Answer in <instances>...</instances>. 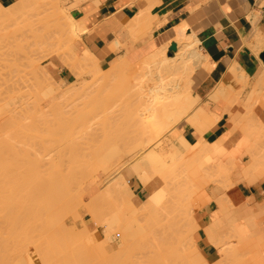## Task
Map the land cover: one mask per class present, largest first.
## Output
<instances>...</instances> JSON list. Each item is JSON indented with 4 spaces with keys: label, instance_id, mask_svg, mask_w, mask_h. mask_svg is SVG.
Instances as JSON below:
<instances>
[{
    "label": "rangeland",
    "instance_id": "374dc122",
    "mask_svg": "<svg viewBox=\"0 0 264 264\" xmlns=\"http://www.w3.org/2000/svg\"><path fill=\"white\" fill-rule=\"evenodd\" d=\"M51 1L52 0H49V2L47 1V4H45V6L48 7L50 5L48 3H50ZM53 1L55 3L52 2L53 3L52 5H55V6L56 5L60 6L61 5L60 3L62 4L64 3L63 0H53ZM61 6L66 8L65 5H61ZM0 8H2L3 10L2 13L0 11V34H2L5 31L2 29V24L7 23V22L10 23L11 17L13 18L17 17L19 14L20 6L14 3L10 7L0 6ZM49 10L51 11L53 9H49ZM46 23H50V22L46 21ZM35 26L37 27L38 25L36 24ZM49 27L50 25L47 26V28ZM50 28L48 31H50ZM45 29H46V25H45ZM36 30L34 29L33 31H36ZM33 31H31V33ZM38 31L42 32V30H39V29ZM53 31L51 29V33H53ZM44 32H47V31H44ZM51 33L49 36L53 35ZM41 35L43 37L44 33L42 32ZM12 39L10 40L11 41L10 44L7 43L6 41L5 42L3 41L2 43L0 42L1 43L0 45L2 46V47L0 46V51H1L0 52V60H1L0 69H2L0 70V113L2 114L0 115V194L1 193L4 194L6 192H7L6 194H11L10 196L4 194V196L5 195L8 196V200H6L7 202L4 201L5 198L4 199L2 198L4 196L0 195L1 196L0 199L1 200L3 199L4 201L2 202L0 200L2 202V204L0 205V208L2 206V209H0L1 210L0 211V244L2 246L5 243L7 244L5 246L8 247L9 253L8 251L7 253H8V256H10L11 258L10 260L11 264H22V263L24 264L25 262H27V257L24 256L25 247H22L21 245H24L25 243L24 239L29 238V235L25 237L22 236L21 239L19 237V240L12 237L14 233H13V230L11 229V223L9 222L10 221L9 219H13L16 217V213H15L16 211H13L14 209L12 210L11 208L13 207V204L14 206H16L15 201L17 202V200L19 199L21 201L22 200L21 195L22 194L26 195V192L28 191L25 188L26 186L25 183L27 182V180H32L35 178V171L40 161V157L38 156V153L41 152V150H44V149H41V147L43 148V146L44 147L46 146L47 148L50 149L51 142L58 144V142L56 143V140L58 141L61 138H64L61 136L62 135L64 136L66 132L74 128L76 125L83 127L93 117H97L98 121L106 119L108 117H111L113 114L112 112L115 111L116 109L118 111L120 110L119 121L117 123L109 121L106 125L104 124L107 121H103L104 124L97 131V133H95V135L92 138L93 140L89 142L88 144L79 142L73 145H68L67 148L64 150L63 158L57 164L56 169L58 168L59 169L56 170L57 172L55 174L51 175L52 177L56 178L57 183L59 184V189L60 187L65 186L66 180H70V185H72L75 189L79 188V190H81V192L85 196L84 199H81L78 196H77L78 198L77 197L73 198L74 197L73 193L75 191L74 190L71 195L73 196L72 198L75 200V203H76L75 204L71 202V199H70L71 196L70 197L68 196L70 200L68 199V197L65 198L64 193L60 190V193H63V197L65 198V201L63 202L65 203V206L64 207L62 206V208H64L63 210H61L62 208L60 209L61 212H63L61 213V215L60 213H57L59 215L58 218L60 220L62 219L63 222L66 225H68L67 230L71 231V237H69L71 238V242L77 239H79L80 241V238L78 237H80L81 235H83V237L80 241L81 243H79L81 245H77L79 246L78 251L77 249H75V252L72 254H70L71 250H69L70 252L69 251L66 252L65 250H63L62 253H58L56 251L59 254L57 255L56 253V257L58 256L60 257L61 256L60 254L63 255V253L66 252V256L68 255L67 257H71L70 255H72L73 261L75 262L79 261L78 263L76 262V264H86V263L87 264H110L111 263L110 261L113 262L112 264H116V263L117 264H141V263L145 264L147 261L149 263V260H151L152 258L153 259L155 258V259L154 261H152L153 260L152 259L151 262L153 263H150V264H156V263L157 264H160V263L170 264L171 261L169 260H172L173 264H176V263L178 264V262L179 264L180 263L181 264H264V229L262 232L260 231V234L262 236V241L259 239H256L255 237L252 238V236H249L248 233H246V235H248L249 240H246V241L243 238L241 240V238H239L237 235L239 233V229L242 228L241 225L243 221L250 218L251 216L257 217L258 218V219L256 218L257 223L258 224L261 223L260 224L261 227L264 228V200L259 202L260 207L258 208L257 203H252L250 202V200L239 199L241 197L239 189H238L239 183H242L250 187V186L255 185L260 180L257 178V176H255L254 174L255 172L252 169L250 173L246 175L245 172L241 168L236 167L235 164L238 161L243 160L240 157L241 152H240L239 147L242 142L239 139L233 140L230 138H226L224 136H220L218 139H216L218 141L215 140L216 142L213 141L209 143L204 139V141L200 143L198 148H195V147L188 148V150L184 154H182L179 158L175 159L174 162L171 163V165L165 166L164 164L157 162L159 164H155V170H153V168L149 169V172L152 170L154 171L153 173L155 174L153 175L152 173V176L150 175L151 173L149 174V172L146 174V176L149 177L150 179L145 184L148 186L152 184L151 187L147 186L148 188L146 191L143 188V191L141 193H138V191L135 192L134 189L131 187L134 193L132 197L125 196L127 198L125 197L124 199L120 198L121 200L119 199L116 200L113 198L108 199L104 192L106 191V189H109L108 186L112 187V185L115 184L116 179L115 180H112L113 178L111 179V177H113L116 174L115 172H114L115 174L114 173L110 174L112 175V176H109L110 178H107L106 177L107 175H105L107 172L105 171L103 172V170L101 171L102 168L99 167V165H97L98 171L95 170L96 171L95 172L93 170L94 175L91 174V177L87 178L86 180L84 178L85 181L82 180L81 178L82 174L84 173L83 177H85V173H87V171H89L93 167L91 165L92 162L96 163L95 160L98 159L101 156V154L102 155L107 154L108 151H110L112 148H116V146H120L119 151L121 152L120 161L117 160L118 162H116V165H119V170L120 168H122L120 167L122 166L120 165L122 163L127 162V164L129 163L128 165H133V164L136 165L140 158H143L144 156L148 157L150 154L148 155L146 154L152 152L154 150L155 145L150 144V146L146 147L145 150H142L140 153H139L140 148H137V145L139 144V142H141L139 140L142 139L141 137L143 136V133L148 128V126H151V125L154 126L155 125L154 120L159 123L162 120L160 116V114H162L161 108H162V105L167 103L166 96H164L165 93L161 92L159 93L160 95L159 94L152 95V94H146V93L141 94L139 92L138 95L136 94L137 96H139V94L143 95L141 99H140L141 96L139 98L135 96L137 97V99H139V101L134 100V97H133L132 98L133 102L131 104L129 105L119 104L117 103V100L114 99L115 97L118 96V93H119L118 92L119 90L115 88L121 87L123 89L124 94L122 93L123 94L122 99L126 100L131 95H133L135 92H137L140 89V86H138L135 83H131V82L127 83V85L125 84L126 86H123L122 84L121 86H118L120 84L119 81L122 82V79L117 80V78L115 80H117L116 82H119V83H115L116 86L110 85V84H109L110 86L108 84L100 86L94 83L90 75L89 76L87 75L85 77V74L83 75V77H85L83 79L85 80L83 79L78 80L77 74H76L77 72L75 71L76 73H74L73 69H71L72 66L71 68L70 67L64 68L58 63H54L53 65L51 61L48 59H44L40 63H38L40 61V58L43 59L42 57L44 55V54L42 55V53L40 52L46 49V48H42L45 45V43L41 46V42H40L41 40L38 39V36H37V40H40V41H37V43L39 42L40 44H37L36 39H32V38L31 40H27V44L23 41V38L15 39L16 42H14V39L13 40ZM78 39H76L75 41V46L77 50H79L76 44ZM18 40L19 42H17ZM43 40H46V39H43ZM33 41L37 44V48L39 49V51L35 50L37 49L36 47L34 49L32 45ZM22 42L25 44H23ZM29 42L30 44L28 45ZM35 43L33 44L35 45ZM11 44H13L14 46ZM25 45L27 46L25 47ZM30 45H32L31 48H30ZM38 45H40V47H38ZM6 47L9 50H7ZM32 48L34 52L33 50L30 51ZM46 52L48 53V50ZM176 52L177 50L174 52L169 51V53H171V56H174ZM166 53H167V50H166ZM169 53H167L168 56H169ZM39 55H41V57H39ZM30 56L31 57L33 56L34 59L33 57L31 58ZM18 58H20L21 62L19 61ZM30 58L33 59V62L37 60L36 65L39 64L37 65V67L38 66L42 67V69L45 68V70H47L49 67L51 68L50 74L52 77L50 78H52V80H49V82L50 83L53 82L51 83L52 86H50L51 84L48 85V83L44 81L43 79L44 77L40 76V73H41L40 71H38L39 73H37V67L36 65H34L35 63H32V60H31V66H30V62L27 61V59L30 60ZM27 62L29 63V65ZM140 64L136 66H132L133 69L127 71V73L132 74L133 71H136L139 68ZM15 65L16 66L18 65V67H16ZM99 65L104 71H106L109 68V67H103L100 63ZM25 66L27 67L25 70H23ZM35 68L36 70H34ZM22 70L24 74L22 73ZM28 71L30 74L26 73ZM15 74H16V77H15ZM24 75L28 77L30 75L31 76L25 79L26 77ZM17 76L19 78L24 77V78H21L20 80L23 79V81L26 82L24 83L23 81H21L23 82V84H26L25 86L28 89V91L20 83V80L19 78H17ZM11 78L12 80L14 79L16 81H12ZM32 78L33 79L36 78V79H34L33 81ZM61 78H64L66 82L68 83V89L66 87L64 88L60 86L61 82L63 81ZM162 78L167 79V76L166 78L165 76H163ZM27 81L31 83V85L28 84ZM31 81H33V83ZM9 82L10 83L13 82V83L10 84ZM43 82L45 83L44 87L46 88L42 87L44 85ZM46 83L48 86L46 85ZM16 84L18 85L16 86ZM57 85L61 88H58L59 90L56 91L55 87H57ZM31 86H33V88L35 89H32ZM39 88H42V89H39ZM112 89L113 91L117 90L118 93L113 92ZM24 91H26L27 93L26 92L23 93ZM66 91L70 92V94L60 103V105L59 104L57 105V103L60 101L58 100L57 102L54 103V106H51V108L53 109H51L50 106L48 107V105L50 104V99L52 97L59 96V95L61 96L63 93L66 94ZM109 93L111 95L110 97L108 96L106 99L103 96V94L107 96V94L109 95ZM239 93H240L239 95H241L242 91ZM34 95H35V98H34ZM36 96L38 97L40 102L37 101ZM32 101L37 103L36 104L37 108L35 107L36 105L33 106L34 108L31 107L32 111H34L35 113H36V109L38 111V105H41V106L44 105L43 107H46L44 108L45 111L46 110L50 111L51 109L52 112L51 111L50 112L53 116L50 115V117L51 116L52 118L54 117L53 118L54 120L52 124L51 122L49 123L51 124V127H53L54 125L59 126V127H55V126L53 128L50 127L49 123L45 119L46 117L49 116V115L47 116L45 115L47 114L48 111H46V113L45 111H43L44 120H42L43 122L48 123L47 124L48 129H46L47 126L46 128L44 126L43 129H41L42 127H40V125L38 124L39 121L38 123L35 121L36 119L31 120V121H35L37 123L36 124L37 129L34 128V126H31L32 125L31 123L33 122H30V120L27 121L24 117L23 118L26 121L21 119L20 115L26 116L29 113L27 116H29L30 114H31L30 116H32V114L34 113V112H31L29 109L30 104H32ZM68 104L70 105V109H69V112L71 110L70 113L65 111ZM27 105L29 106L27 107ZM244 107H245V104L243 100V105L241 106V109L243 110ZM28 111H30L31 113ZM118 111H116V114ZM50 112L48 114H50ZM261 114L264 115V101H261V103H258L249 109H246L245 115L247 116L251 115L252 117L251 119L248 120V122L244 121V132H247V133H244L243 137L241 138H245L246 136L249 138H254L255 136H257L255 135V131L258 130L260 139L262 140V142L264 141V128H263V125H264L263 118L264 117L261 118L262 117ZM35 115L33 114L34 118L37 116ZM4 119L6 120L4 121ZM246 119L247 118H245L244 120ZM48 121H52V119H49ZM35 122L33 125H35ZM178 123L173 124L168 130H171L173 128L177 130L176 127ZM14 124L18 125V127H13ZM27 124H29V126ZM42 125L43 124L41 122V126ZM64 125L66 126V128ZM58 128L62 130H59ZM151 129H152V126H151ZM147 130L150 131V127ZM153 130H155V128ZM151 132L152 131H150V133ZM251 132L253 133L252 136L248 134ZM164 136L160 137L161 143H164L165 139L168 137V133L165 134ZM149 138L150 137H148V139ZM151 138H152V135H151ZM54 146H57V145H54ZM54 146L51 147V149L54 148ZM135 148H137L136 151H135ZM46 150L48 151V149ZM84 160H85V163H84ZM243 162H244L243 164H245L247 160L245 159ZM89 165H91L92 167ZM93 165L95 164L93 163ZM88 166L90 167V169H88L89 168ZM246 167H247V173H248L249 172L248 164L245 166V169ZM84 168H86L85 171L87 169L88 170L85 172ZM114 169H112V171H114ZM50 178H51L50 175L47 176V179H50ZM105 178H107V181ZM132 178H133L132 180L131 178L128 179L129 180L128 184L130 183V186L133 185V182L135 180L137 181L135 177H132ZM72 183H75V184H72ZM16 184H17V187H20L18 186V184H23L24 188L23 186L21 187V189H17V187H15L17 191L22 190L21 193L20 191L15 192L16 189L11 188L13 185L16 186ZM3 185L4 186L6 185V188L9 187L10 190L14 189L12 190V192H14L15 197L19 195L17 200H15L16 198L14 197V194H13V197L15 199L12 197V192L8 188L7 190L5 188L6 192H4V190L2 192V189H4ZM76 186H79V187H76ZM88 190H91V192L93 193L91 198H88L87 196ZM76 193L78 194V192ZM99 193H101L102 194L101 196L103 197L105 194V197H104L105 199L98 197ZM96 196L97 198H100L102 199V201H105V202H99L98 201L99 199H98L97 201L99 202V204H96V206L94 207L92 211L86 212L84 209V206L86 205L87 202H89L91 199H94ZM9 197L10 199L12 198L11 201H9L10 200ZM4 203H6V205ZM19 203L17 205H19ZM3 205L9 206V208L8 207L5 208L7 211L9 210L8 212L3 208L4 207ZM79 205L80 207L78 208ZM27 206H28V202H27ZM26 208L27 207H25V210ZM28 208H31L33 210L34 207L32 208L29 206ZM16 209L18 212V206ZM19 209H21L20 205H19ZM23 210H20V211L23 212ZM66 211L68 212L67 215H66L67 213ZM61 216H64V217L61 218ZM115 216L121 218L122 220L128 219L126 222L121 221V224L127 225L128 228L124 230L125 232L122 237H120L122 233H119V230H116L118 231L117 233L114 230L116 234L114 233L113 237L110 240V237H111L110 234H112V231H111L112 223L111 222ZM203 217L206 218V223L204 226H201L200 220ZM43 218H45V216H43ZM57 225L55 229L53 227L54 225H52V227L49 226L48 229H50V231L49 230L48 231L51 232V230L54 231L57 228H58V232L61 231L60 229L61 226H57ZM61 225L64 226V224H61ZM156 226H158V228ZM152 227H153V230H152ZM146 228L151 229V230L148 229L150 230L149 233H147L148 230ZM34 229L35 231L34 232L32 231V234H31L32 239L29 240V242L36 243V244H33L34 246L37 245V243H39L40 245V243L42 244V242L44 243L45 241L48 243L47 240L51 241V239L49 238L51 236L49 235H48L49 237L47 236V233L49 232L46 230V228L42 229L41 227H37ZM161 229L163 232H160ZM43 230H45L46 232ZM121 231L122 229L120 230V232ZM143 231L144 232L146 231V232L144 233ZM200 231L204 235L205 240L216 249V256H215L214 261L209 262L207 259H203V257L201 256L198 250L196 239L198 238V233ZM159 232L160 234L161 233L162 234L160 235ZM62 233L63 232L61 231V235L65 234V233L64 234ZM156 234L159 235V237L161 238H159ZM54 235H56V233ZM54 235H52V237H54ZM147 235L148 237H150V235L152 236L156 235V236L148 239ZM84 236H86L87 239L86 237L84 238ZM156 237L159 238L161 241L159 242L163 244H160ZM244 237L247 238V236H244ZM61 238L59 236L58 238L59 243L57 244L58 245L61 244V250H62V248L64 249L66 246L64 244V247H63L62 245L63 243H65L64 241L67 242V238L65 237L66 238L65 240L64 238L63 240ZM52 240L55 241V239H52ZM60 240L63 242L61 243ZM101 241L102 242L109 241L106 244L104 255H102V253L100 252H98L99 254L95 253L94 250H92L94 247L98 246ZM74 242H72L73 247H72V244H70L72 247L71 249L76 247L74 246L76 244V241ZM156 242H158L157 245H156ZM128 243H131L132 245ZM165 243L167 244L165 245ZM33 245L32 244L30 246L27 245L26 247L30 250L32 249V252H33V248L35 249L36 247V246L33 247ZM53 246L56 249L57 248L60 249L59 246L58 247L56 245H53ZM7 247L5 248L7 249ZM127 247L129 248L127 249ZM134 247L137 249L135 250ZM46 251H49V248H47ZM159 251H162L161 253L166 254L168 258H165L166 255L163 254L164 255L163 257L162 256L161 258L159 257L160 259L162 258L163 259L161 261L158 260L157 262V259H159L157 256L162 255ZM52 253L53 252H51V254ZM90 253L92 254L94 253V254L92 255ZM42 254L44 255V253ZM151 254L152 256L154 255V257L150 258ZM53 255H55V253H53ZM79 255L81 258L84 256L86 258L85 261H84V257H83V261L82 259L80 261ZM178 255L182 256L183 258ZM75 256L76 258L78 257L77 258L78 260L75 258ZM174 257L177 260L180 258L179 261H177ZM97 259L99 260L98 262H97ZM183 259H184V262H183ZM134 261H137V262L134 263ZM166 261H168V263ZM65 264H68V263H65Z\"/></svg>",
    "mask_w": 264,
    "mask_h": 264
},
{
    "label": "bare ground",
    "instance_id": "6f19581e",
    "mask_svg": "<svg viewBox=\"0 0 264 264\" xmlns=\"http://www.w3.org/2000/svg\"><path fill=\"white\" fill-rule=\"evenodd\" d=\"M47 1L49 2V0H18L15 4L20 6V10H19V14L17 17L13 18L11 17V22H7V23H3L2 24V29L5 30L4 33L0 34V42L2 43L3 41L7 42L10 44V40L13 38L14 39V42L15 39H18V38H23V41L27 44V40H31L32 39H36V43L37 41H40L41 42V46L45 43V45L42 47V48H46L45 50L47 51L48 50V53L44 50L40 53H42L43 55V59L40 58V61L38 63H40L42 60L44 59H48L51 61V63L54 65V63H58L60 64L62 67L64 68H72L74 73L77 74V79H83L85 78L87 75L91 76L92 80L94 81L95 84H98V85H106V84H110V85H115V83H119L120 84L118 86H121V84L123 86H126L127 83H135L137 84L138 86H140V89L135 92L133 95H131L128 99L126 100H123V89L121 87L119 88H115L117 90H119L117 92V90H114L112 89L113 92H117L118 93V96L115 97L114 99L117 100V103L119 104H125V105H129L133 102L132 98L134 97V100H137L139 101V99H137V97L139 98L140 96V99L143 97V93H146V94H152V95H157L159 93H165L164 96H166V104L162 105V108H161V111H162V114H160L161 116V121L160 123L155 121L154 120V126H152V129H151V126H148L147 129H149L150 127V131H152L150 133L149 130H145L144 133H143V136L141 137L142 139L139 140L141 142H139V144L137 145V148H140L138 151L139 153L142 151V150H145L146 147L150 146V144H153L155 145L154 147V150L150 153H147L146 155L150 154L148 157L144 156L143 158H140L139 161L137 162L136 165H128L127 162L125 163H122L120 165V170H119V165H116V162L120 161V157H121V152L119 151L120 150V146H116V148H112L110 151L107 152V154L105 155H102L96 159V163L95 162H90L92 169H90V167L88 169H90L89 171H87V173H85V177H83V174H82V180H85L89 177H91V174L94 175V172L93 170H97L98 171V166L101 167V171L103 170V172H107L105 175H107L106 177L107 178H110L109 176H112L110 174L114 173L115 175L113 177H111L112 180H115L116 179V182L114 185H112V187L108 186L109 189H106V191L104 192L106 194V197L108 199H124L125 196L127 197H132L134 195L133 191H132V188L129 186L128 184V179L132 178V177H135L137 179V182L140 183L143 188L145 189V191L147 190L148 187H151L152 184H150L149 186L146 185L145 183L150 179L149 177L146 176V174L149 172V169H152L155 170V164H159V163H162L164 164L165 166L166 165H171L172 162H174L175 159L179 158L182 154H184L188 148H198V146L200 145V143H202L204 141V133L209 129L211 128V126L215 123V118L214 117H211L210 115H208L207 113H205L203 111V109H200L198 108L197 111H193L195 105H197L198 103V99L196 97L193 96V93H192V87H191V83H192V76L194 74V72L196 71V69L200 68V67H203V68H208V64L204 61V58H203V55L201 54L200 50H198L197 48V40H195L193 38V36H188L186 35L185 33V29L186 28H182L179 33H178V36L176 38V44L178 45L177 47V52L174 54V56L170 57L167 55L166 53V47L164 48H161L157 51H155L151 56H149L147 59H145L140 65H139V68L136 70V71H133L132 74H128L127 71H126V62L123 59L120 60V62L117 63L116 66L112 67V68H109L107 69L106 71H104L100 65H99V61L97 60V58L94 56V54H91L87 51L85 52H80L79 50L76 49V46H75V41L76 39H78L80 37V34H84L85 32V27L84 25L81 24V22L79 21H75L70 13H69V8L67 9L64 8L63 6L61 5H64V3H60L61 7L58 5H52L53 3H55L53 0L48 3L50 4L48 7L45 6V4H47ZM53 2V3H52ZM58 2V1H57ZM60 2V1H59ZM74 2V1H73ZM84 2V1H83ZM58 4V3H57ZM53 8H52V6ZM72 5V4H71ZM63 7V8H62ZM53 9V10H49V9ZM75 8V7H74ZM0 11L1 13L3 12L2 8H0ZM47 22H50V23H46ZM38 22V23H37ZM142 22V20H141ZM38 25L37 27L35 26L36 24ZM136 23V22H135ZM140 23V22H139ZM40 24V25H39ZM45 25H46V29H45ZM50 25V31L49 28H47V26ZM136 25V24H135ZM140 25V24H139ZM43 26V27H41ZM137 26V25H136ZM35 27V28H34ZM37 28V30H36ZM42 28V29H40ZM35 29L36 31H33ZM39 30H42V32L44 33V36L42 37V32L38 31ZM51 29L53 31V33H51ZM47 31V32H44V31ZM31 31H33L31 33ZM36 32V33H35ZM40 32V33H38ZM53 34L51 36L50 33ZM35 33V34H34ZM46 33V34H45ZM33 34V35H32ZM38 34V35H37ZM34 36V37H33ZM37 36H38V39L40 40H37ZM31 37V38H30ZM41 37V38H39ZM260 37V36H258ZM12 39V40H13ZM43 39H46V40H43ZM261 39V38H260ZM22 40V39H20ZM26 40V41H25ZM51 40V41H49ZM259 40V39H257ZM256 40V41H257ZM46 41V42H45ZM48 41V43H47ZM261 41V40H260ZM259 41V43H260ZM263 41V40H262ZM261 41V42H262ZM19 42V40L17 41ZM50 42V44H49ZM0 43V44H1ZM23 43V42H22ZM23 43V44H25ZM33 43H35L33 41ZM32 43L34 49L35 47L37 48V44H40L39 42L35 45ZM258 43V44H259ZM263 43V42H262ZM17 44V43H16ZM30 44V42L28 43V45ZM49 44V46H48ZM257 44V45H258ZM4 45V44H3ZM6 45V44H5ZM13 45V44H11ZM22 45V44H21ZM32 45H30V48L32 47ZM47 45V46H46ZM53 45V46H52ZM260 45V44H259ZM263 45V44H262ZM1 46V45H0ZM9 46V45H8ZM14 46V45H13ZM12 46V47H13ZM20 46V44H19ZM27 45H25L26 47ZM2 47V46H1ZM24 47V46H23ZM38 47H40V45H38ZM7 48V47H6ZM19 48V47H18ZM29 48V49H30ZM13 49V48H12ZM15 49V47H14ZM21 49V48H20ZM7 50H9L7 48ZM23 50V49H22ZM33 48L30 50L32 51ZM35 50H38L39 49H35ZM15 51V50H14ZM17 51V50H16ZM19 51V50H18ZM1 52V51H0ZM8 52V51H7ZM23 52V51H22ZM34 52V50H33ZM5 53V52H4ZM12 53V52H11ZM32 53V52H30ZM39 53V54H40ZM21 54V53H20ZM19 54V55H20ZM23 54V53H22ZM26 54V52H25ZM29 54V53H28ZM35 54V53H34ZM33 54V55H34ZM5 55V54H4ZM32 55V54H30ZM11 56V55H10ZM9 56V57H10ZM37 56V55H36ZM5 57V56H4ZM25 57V56H24ZM31 57V56H30ZM33 57V56H32ZM31 57V58H32ZM39 57H41V55H39ZM21 58V57H20ZM20 58L19 61H20ZM27 61L30 62V66H31V60H32V63H35L34 65H36V62L37 60H35L33 62V59H31ZM36 59V57H35ZM39 60V58H38ZM1 61V60H0ZM8 61V59H7ZM16 61V60H14ZM23 61V60H22ZM21 62V61H20ZM25 62V61H24ZM12 63V62H11ZM15 63V62H14ZM28 63V62H27ZM49 63V64H51ZM13 64V63H12ZM18 64V63H16ZM22 64V63H21ZM26 64V63H25ZM14 65V64H13ZM29 65V63H28ZM39 65V64H37ZM36 65V67H37ZM47 65V64H46ZM138 65V64H137ZM9 66V65H8ZM12 66V65H11ZM16 66V65H15ZM22 66V65H21ZM56 66V65H55ZM2 67V66H1ZM5 67V65H4ZM18 67V65L16 66ZM27 66L24 67L23 70L26 69ZM237 67V66H236ZM236 67L235 66H232L228 72V75H227V79H226V82L229 83L231 85V89H234L236 91V93L233 95V99H234V102L235 100L239 99V92H243V90H245L247 87H250V91L246 97V99H244V104H245V109L243 108V110H241L240 112L238 113H235V114H232L228 120V124H227V127L226 129L224 130L223 134H221V136H224L226 138H230V139H233V140H237L239 139L242 143L239 147L240 149V157L243 159V160H240L238 161L235 165L236 167L238 168H241L246 175H248L251 171V169L255 172V176H257L258 179H262L264 177V141L262 142V140L260 139V136H259V132L258 130L255 131V136L254 138H249V137H245V138H241L243 137L244 133H247V132H244V121H247L249 119H251V115L250 116H247L245 115L246 114V109H249L251 107H253L254 105L258 104V103H261V101H264V81L262 79V75L259 77V78H256V79H253L251 82L249 81V78L247 77V75L245 74V72L243 70H239L238 69L236 70ZM9 68V67H7ZM15 68V67H14ZM33 68V67H32ZM31 69V68H30ZM209 69V68H208ZM2 70V69H0ZM21 70V69H20ZM23 70H22V73H23ZM29 70V69H28ZM36 70V68L34 69ZM59 70V69H58ZM210 70V69H209ZM8 71V70H7ZM17 71V70H16ZM15 71V72H16ZM31 71V70H30ZM38 71H40V76L41 77H44V81H46L49 84L53 83V82H49V80H52V77L51 74H50V71H51V68L49 67L47 70L42 69V67H37V73H39ZM76 71V72H75ZM14 72V73H15ZM21 73V72H20ZM26 73H29L26 72ZM24 74V73H23ZM22 74V75H23ZM30 74V73H29ZM32 74V73H31ZM36 74V73H34ZM33 74V75H34ZM85 74V77H83V75ZM13 76V75H12ZM10 76V77H12ZM25 76V75H24ZM31 76V75H30ZM29 76V77H30ZM38 76V77H40ZM163 76H167V79H164L162 78ZM15 77H16V74H15ZM27 78H29L28 76H25ZM17 78H19L17 76ZM21 78H24V77H21ZM19 78V80L21 79ZM50 78V79H48ZM117 78L118 79H122V82L119 81V82H116L117 80H115ZM10 79V78H9ZM16 79V78H15ZM33 79V78H32ZM36 79V78H34ZM33 79V81H34ZM87 79V78H86ZM12 80V78H11ZM48 80V81H47ZM85 80V79H83ZM88 80V79H87ZM12 81H16V80H12ZM23 81L20 80V83L23 85V87L28 91V89L26 88V84H23ZM33 81H31L33 83ZM42 81V80H41ZM28 82V81H27ZM39 82V81H38ZM124 82V83H123ZM10 83V82H9ZM13 83V82H12ZM10 83V84H12ZM16 83V82H15ZM19 83V84H20ZM26 83V82H24ZM44 83V82H43ZM46 83V85H47ZM250 83H252L250 85ZM28 84L31 85V83L28 82ZM39 84V83H38ZM55 84V83H54ZM57 84V83H56ZM126 84V85H125ZM224 84V83H223ZM226 84V83H225ZM224 84V85H225ZM14 85V84H13ZM18 84H16L17 86ZM37 85V84H36ZM47 85V86H48ZM109 85V86H110ZM15 86V87H16ZM28 86V85H27ZM38 86V85H37ZM45 86V83L44 85L42 86L43 88H46L44 87ZM52 86V84L50 85ZM49 86V87H50ZM61 87H66L68 89V83L63 80L60 84ZM116 86V85H115ZM29 87V86H28ZM32 89H35L33 88V86H31ZM39 87V86H38ZM37 87V88H38ZM57 85L56 88V91L59 90L58 88H61ZM22 88V87H21ZM54 88V87H53ZM52 88V89H53ZM54 88V89H55ZM223 88H225L224 86L222 87V90ZM13 89V88H12ZM39 89H42V88H39ZM51 89V88H50ZM66 89V90H67ZM15 90V89H14ZM13 90V91H14ZM18 90V89H17ZM16 90V91H17ZM111 90V89H110ZM122 90V92H121ZM23 91V89H22ZM21 91V92H22ZM36 91V90H35ZM41 91V90H39ZM43 91V90H42ZM143 91V92H142ZM227 91L226 90V94H227ZM234 91V92H235ZM15 92V91H14ZM26 91H24L23 93H25ZM54 92V91H53ZM65 92V91H64ZM121 92V94H120ZM141 93L138 95V93ZM27 93V92H26ZM123 93V94H122ZM219 93V92H218ZM223 92H221V96ZM228 93H230V91H228ZM70 94V92L66 91V94L63 93L61 96H55V97H52L50 99V104L48 105V107L50 106H54V103L57 102L58 100H60L57 105L60 103ZM137 94V95H136ZM225 94V93H224ZM233 94V93H232ZM38 95V94H37ZM47 95V94H46ZM110 93L109 95L107 94V96L105 94H103V96L107 99V97L109 96L110 97ZM122 97H121V96ZM160 95V94H159ZM41 96V95H40ZM39 96V98H40ZM102 96V97H103ZM137 96V97H135ZM220 96V97H221ZM228 96V94H227ZM232 96V95H231ZM48 97V96H46ZM103 97V98H104ZM119 97V98H118ZM225 97V96H223ZM244 97V96H242ZM34 98H35V95H34ZM230 98V97H229ZM36 99L38 102L39 99L38 97L36 96ZM131 99V101H130ZM231 99V98H230ZM232 99V100H233ZM35 100V99H34ZM33 100V101H34ZM129 100V102H128ZM230 100V101H232ZM32 101V104H30V111L31 112H34L32 111V108L33 106H35L37 103L33 102ZM135 101V102H137ZM228 101V100H227ZM134 102V103H135ZM49 103V102H48ZM232 103V102H231ZM230 103V105H231ZM34 104V105H33ZM40 104V103H39ZM32 105V106H31ZM56 105V104H55ZM29 105H27L28 107ZM44 106V105H43ZM41 105H38V111L36 109V113L34 112L33 114L36 116L34 118L33 114L32 116H27L30 112H26L28 113L26 116H23V115H20L21 116V119L23 120H30V122H33L31 123L32 125L31 126H34V128L37 129L36 127V124L38 123L39 121V125L40 127H42L41 129H43V127L47 126L46 129H48V123L51 122V124L53 123V118H52V110L53 108H49L50 111L47 112V114H45L46 116L49 115L48 117H50V115H52L50 118L46 117V121L48 122H43L42 120H44V113L43 111L44 108L46 107H43ZM46 106V105H45ZM118 106V105H117ZM37 108V105L35 106ZM56 107V106H55ZM34 108V107H33ZM117 108V107H116ZM196 108V107H195ZM67 109V110H66ZM65 109L66 112L70 113L69 112V109H70V105L68 104L67 108ZM40 111V113H39ZM45 111V113H46ZM116 111H118L117 109L115 111H113L112 113L115 115L112 114L111 117H108L106 119H103V120H100L98 121V118L97 117H93L92 119H90V121L83 127H80V126H75L74 128H72L71 130H69L68 132H66V134L61 137H64V138H59L60 140H56V143L58 142V144H55L53 142H51V146H50V149L51 147H53L54 145H57V146H54V148H52L51 150L49 148H47L46 146L43 148L41 147V149H44V150H41V152L38 153V156L40 157V161H39V164H38V167L35 171V178L32 179V180H27V184L25 183V188L28 190L26 192V195L22 194L21 195V200H17L18 196L15 197V194L14 192H12V190L16 189L15 187H17V184L16 186L13 185L11 188H14L12 190H10L9 187H7L11 192H12V197H13V194H14V198L15 200H17V202L19 203L20 205V208L19 209V205H17L18 203L15 201V205L13 204V207L12 210L13 211H16V217L13 218V219H9L10 223H11V229L13 230V233L14 235H12V237H14L15 239L19 240V237L21 239V237H25V236H28L29 235V238H26L24 239V245H21L22 247H25V251H24V256L27 257V262H25L24 264H65V263H68V264H71L75 261H73L72 259V255H70L71 257H67L66 256V252L71 250V253H74L75 252V249H77V251L79 250V246L77 245H81L79 243H81V239L83 237V235H81L80 237V241L79 239L77 240H74L76 241V244L74 246H76L75 248L71 249L73 247V244L72 241L71 242V231L67 230L68 229V225H66L63 220L61 221L59 218H58V214L57 213H63L61 212V210H63L64 208H62V206L64 207L65 206V203H63L65 201V198L66 197H70L71 199V202L72 203H75V200L73 198L75 197H80L81 199L82 198V192L81 190H79V188L75 189L72 185H70V180H66L65 181V186L63 187H60L59 189V184L57 183V180L55 177H52L51 175L55 174L58 170L56 169L57 167V164L59 163V161H61V159L63 158V154H64V150L67 148L68 145H73V144H76V143H86L88 144L89 142H91L93 139V136L95 135V133H97V131L102 127V125L104 124L103 121H107L104 125H106L109 121L110 122H114V123H117L119 121V117H120V110L117 112L116 114ZM30 112V113H31ZM50 112V114H48ZM25 113V114H26ZM39 113V115H38ZM43 113V114H42ZM24 114V115H25ZM0 115H2L0 113ZM42 115V116H41ZM40 116V117H38ZM118 116V117H117ZM261 118L264 117V115L261 114ZM25 119H24V118ZM27 117V118H26ZM29 117V118H28ZM31 117V118H30ZM43 119H42V118ZM117 117V118H116ZM40 118V119H39ZM245 118H247L246 120H244ZM36 119V120H35ZM49 119H52V121H48ZM112 121H111V120ZM186 120V122H188L193 128H195L198 132V135L200 136L199 137V140L197 141V143L195 144H189L182 136V133L176 129H171V130H168L170 129V127L173 125V124H176L182 120ZM6 119H4L5 121ZM25 120V121H26ZM31 120H35V121H31ZM263 121H264V118H263ZM7 122V121H6ZM35 122V125H33ZM41 122H42V126H41ZM46 123V125H45ZM51 124L49 123L50 127H51ZM264 124V123H263ZM15 125V124H14ZM13 127H18V125H15ZM29 126V124H27ZM159 125V126H158ZM55 127H59V126H56L54 125ZM53 126V127H54ZM65 126V125H64ZM158 126V128H157ZM39 127V128H40ZM51 127V128H53ZM38 128V129H39ZM44 128V130H45ZM66 128V126H65ZM155 128V130H153ZM263 128H264V125H263ZM50 129V128H49ZM56 129V128H55ZM59 129V128H58ZM59 130H62V129H59ZM33 131V130H32ZM223 131V130H222ZM155 135H154V134ZM168 133V137L165 139L164 143H161L160 141V137L164 136L165 134ZM145 134V135H144ZM150 134V135H149ZM249 135H253V133H248ZM149 135V136H147ZM151 135H152V138H151ZM145 136V137H144ZM148 137H150L148 139ZM165 137V136H164ZM139 139V138H138ZM137 139V140H138ZM144 139V140H143ZM159 139V140H158ZM163 140V139H162ZM55 141V140H54ZM143 141V142H142ZM160 141V142H159ZM218 141V140H216ZM215 141V142H216ZM163 142V141H162ZM209 143V142H208ZM53 144V146H52ZM133 148V147H132ZM131 148V149H132ZM137 148H135V151L137 150ZM48 149V151L46 150ZM46 150V151H45ZM133 150V149H132ZM136 153V152H135ZM139 155V154H138ZM137 155V156H138ZM250 157V159H249ZM95 159V158H94ZM247 160V162L245 164H243L244 160ZM99 160V161H98ZM118 160V161H117ZM88 161V160H87ZM94 161V160H93ZM135 162V163H136ZM159 162V163H157ZM84 163H85V160H84ZM93 163L95 165H93ZM89 164V163H87ZM86 164V165H87ZM114 164V165H113ZM161 164V166H162ZM248 164L249 166V172L247 173V167L245 169V166ZM85 165V166H86ZM97 166V167H95ZM115 166V167H114ZM118 166V168H117ZM114 169V171H112V169ZM114 167V168H113ZM87 168V167H86ZM84 168V171L85 169ZM97 168V169H96ZM111 169V170H110ZM92 170V171H91ZM100 170V169H99ZM246 170V171H245ZM85 171V172H86ZM91 171V173H90ZM112 171V172H110ZM152 171V170H151ZM149 172V174L152 176V172ZM238 171V170H237ZM89 172V173H88ZM96 172V171H95ZM110 172V173H109ZM59 173V171H58ZM155 173H153L154 175ZM243 174V173H242ZM50 175V179H47V176ZM92 175V176H93ZM88 176V177H87ZM80 178V179H81ZM107 178L106 181H107ZM79 179V180H80ZM81 180V181H82ZM84 180V181H85ZM109 180V179H108ZM73 182V181H71ZM24 184V183H23ZM23 184H18V186L20 187H17V189H21V187L23 186ZM72 184H75V183H72ZM102 184V183H101ZM77 185V184H76ZM81 185V184H80ZM79 185V186H80ZM4 186V185H3ZM70 186V187H69ZM75 186V185H74ZM79 186H76V187H79ZM148 186V187H147ZM30 189H28V188ZM6 188V185L4 186V189H2V192L4 190V192H6L5 190ZM24 188V186H23ZM22 188V189H23ZM17 189L15 190V192L17 191ZM60 190L64 193L65 195V198L63 197V193H60ZM78 192V194L75 192ZM138 190V189H137ZM20 191V190H19ZM17 191V192H19ZM22 191V190H21ZM20 191V193H21ZM74 191L73 193V196L71 195L72 192ZM90 192V191H89ZM103 192V191H101ZM7 193V192H6ZM4 193V194H6ZM29 193V195H28ZM3 193H1L0 195L1 196H4ZM68 194V195H67ZM76 194V195H75ZM90 194V193H89ZM105 194H104V197H105ZM8 196H10L11 194H6ZM4 196L2 197L4 199L5 202H7L6 200H8V196ZM88 195V194H87ZM102 194L99 193V196L98 197H101L102 199H105L103 196H101ZM0 196V198H1ZM7 197V198H6ZM24 197V198H23ZM68 197V199H69ZM73 197V198H72ZM77 197V198H78ZM125 197V198H127ZM121 198V199H120ZM3 199L1 200L2 202ZM10 199V197H9ZM12 199V198H11ZM11 199L9 201H11ZM25 199V200H24ZM69 199V200H70ZM99 199V200H98ZM102 199L100 198H97V196L94 198V199H91L89 202L86 203V205L84 206V209L86 212L88 211H92L94 209V207L96 206V204H99V202H105V201H102ZM67 200V199H66ZM74 200V201H73ZM99 202H98V201ZM101 200V201H100ZM0 201V205L2 204V202ZM14 201V200H12ZM24 202V204H23ZM27 202H28V206H27ZM12 203V202H11ZM31 203V204H30ZM6 205V203H4ZM10 204V203H9ZM26 204V205H25ZM30 204V205H29ZM76 204V203H75ZM3 205L4 209L6 207L9 208V206H5ZM11 205V204H10ZM27 207L26 210H25V207ZM82 205V204H80ZM80 205L78 206V208L80 207ZM12 206V205H11ZM17 206H18V212H17ZM34 207L33 210L31 208H28V207ZM256 206V205H255ZM15 207V208H14ZM260 207V205H258V208ZM7 208V209H8ZM62 208V209H61ZM2 209V206L1 208ZM3 209V210H4ZM16 209V210H15ZM24 209V210H23ZM61 209V210H60ZM6 210V209H5ZM20 210H23L20 211ZM28 210V211H27ZM60 210V211H58ZM1 211V210H0ZM7 211V210H6ZM9 211V210H8ZM7 211V212H8ZM12 212V211H11ZM67 212V211H66ZM260 212V211H259ZM68 214V212L66 213V215ZM43 216H45V218H43ZM64 217V216H61V218ZM11 218V217H10ZM257 217H253L251 216L250 218L246 219L245 221H243L242 225H241V229H239V233L237 234L239 238H242L246 241V240H249V237L248 235H246V233L249 234V236H252V238H256V239H259L262 241V236L260 234V231L262 232L264 228L261 227V223L258 224L257 223ZM64 219V218H63ZM56 220V221H55ZM60 220V222H59ZM128 219H124L122 220L121 218L115 216L113 219H112V224H111V231H112V234H110V240L111 238L113 237L114 235V230H119V233H122V235H120V237H122L124 235V230H126L128 227L127 225H123L121 224V221H124L126 222ZM56 222V223H55ZM63 222V223H61ZM64 224L61 225V224ZM46 224V225H45ZM51 224V225H50ZM59 224V225H57ZM52 225H54V229L56 228V225L57 226H61V231L63 232L62 234L64 235H61V231L60 234L58 232V228L56 230H51L48 229L49 226L52 227ZM65 228H63V227ZM75 226V225H74ZM37 227H41L42 229H45L49 232L47 233V236H51L49 237L51 239V242L50 240H47L48 243L45 241L44 243L42 242V244L40 243H37V245H33V244H36V243H33V242H29L30 239H32V231L34 232L35 229L34 228H37ZM50 227V228H51ZM158 228V226H156ZM163 227V226H162ZM63 228V230H62ZM87 228V227H86ZM119 228V229H118ZM145 228V227H144ZM151 228V227H150ZM150 228H146L147 230L150 229ZM156 228V229H157ZM262 228V229H260ZM53 229V228H52ZM59 229V230H60ZM122 229V231L120 232V230ZM151 230V229H150ZM147 231V233H149V231ZM152 230H153V227H152ZM45 231V230H43ZM65 231V232H64ZM156 231V230H155ZM46 232V231H45ZM118 231H116L117 233ZM144 232V231H143ZM146 232V231H145ZM144 232V233H145ZM157 232V231H156ZM154 232V233H156ZM160 232H163L162 229ZM159 232V234H160ZM56 233V235L54 234ZM58 233V235H57ZM115 233V234H116ZM146 233V234H147ZM153 233V234H154ZM158 233V232H157ZM68 234V235H67ZM162 234V233H161ZM160 234V235H161ZM52 235H54V237H52ZM103 235V234H102ZM157 235V234H156ZM154 235V236H156ZM59 236L60 238L64 240L67 238V242L64 241L65 243H63V247H64V244L66 245L65 248L61 250V244L58 245L57 243H59ZM145 236V235H144ZM152 235H150V237H148L147 235V238H151V237H154ZM159 237V235H157ZM244 236H247V238H245ZM66 237V238H65ZM86 236H84L85 238ZM57 238V239H56ZM157 238V237H156ZM161 238V237H159ZM158 239V242L160 241V239ZM251 238V237H250ZM52 239H55L52 240ZM87 239V237H86ZM109 240V241H110ZM28 241V242H27ZM57 241V242H56ZM61 241V240H60ZM79 241V242H78ZM109 241H105V242H100V244L96 247H92L94 250L95 253H102V255H104V251H105V248H106V244L109 242ZM150 241V240H149ZM63 241H61L62 243ZM84 242V241H83ZM156 242V245L157 243ZM161 242V241H160ZM159 242V243H160ZM28 243V244H27ZM30 243V244H29ZM75 243V242H74ZM127 243V242H126ZM135 243V242H134ZM137 243V242H136ZM146 243V242H145ZM253 243V242H252ZM30 246L31 244L33 245V247H35V249L33 247V252H32V249H28L26 246L27 245ZM47 244V245H45ZM49 244V245H48ZM72 244V247L71 245ZM88 244V243H87ZM128 244H131V243H128ZM141 244V243H139ZM138 244V245H139ZM155 244V243H153ZM152 244V245H153ZM160 244H163V243H160ZM159 244V245H160ZM167 243H165L166 245ZM7 245L6 243L2 246L0 244V264H11V258L10 256H8V253H9V250H8V247L5 246ZM45 245V246H44ZM53 245H58L60 247L59 248H55ZM132 245V244H131ZM130 245V246H131ZM164 245V246H165ZM40 246V247H39ZM43 246V247H42ZM50 246V247H48ZM53 246V247H52ZM57 246V247H58ZM128 246V245H127ZM129 246V247H130ZM134 246V245H133ZM161 246V245H160ZM171 246V245H170ZM7 247V249L5 248ZM43 249H42V248ZM54 249H52V248ZM84 247V246H83ZM82 247V248H83ZM127 247V249L129 248ZM144 247V246H143ZM47 248H49V251H46ZM81 248V246H80ZM135 248V247H134ZM138 248V246H137ZM135 248V250L137 249ZM142 248V247H141ZM166 248V247H165ZM168 248V247H167ZM170 248V247H169ZM41 249V250H40ZM46 249V250H45ZM91 249V248H90ZM157 249V248H156ZM37 252H35V251ZM65 250L66 252L62 254H60L61 256L58 258L56 257V253H62V251ZM124 250V249H123ZM154 250V249H152ZM167 250V249H166ZM8 251V253H7ZM31 251V252H30ZM42 251V252H41ZM44 251V252H43ZM46 251V252H45ZM55 253V255H53V253L51 254V252ZM57 251V252H56ZM131 251V250H130ZM143 251V250H142ZM145 251V249H144ZM158 251V250H157ZM40 252V253H39ZM70 252V251H69ZM92 252V251H90ZM160 253L162 251H159ZM177 252V251H176ZM7 253V254H6ZM44 253V255L42 254ZM57 253V255H59ZM80 253V252H79ZM84 253V251H83ZM123 253V251H122ZM130 253V252H129ZM153 253V252H152ZM168 253V252H167ZM173 253V252H172ZM40 254V255H39ZM47 254V255H46ZM77 254V252H76ZM81 254V253H80ZM92 254V253H90ZM94 254V253H93ZM92 254V255H93ZM99 254V253H98ZM106 254V253H105ZM126 254V253H125ZM134 254V252H133ZM142 254V253H141ZM149 254V252H148ZM156 254V253H154ZM162 255L160 256H157L158 258L161 256L163 257L164 253H161ZM164 254V255H163ZM179 254V253H178ZM53 255V256H52ZM86 255V254H85ZM97 255V254H95ZM159 255V254H158ZM177 255V254H176ZM43 256V258H42ZM77 256V255H76ZM75 256V258H76ZM90 256V255H89ZM88 256V257H89ZM110 256V255H109ZM120 256V255H119ZM132 256V255H131ZM180 256V255H178ZM80 257V255H79ZM84 257V256H83ZM83 257L79 258V260L83 261ZM87 257V258H88ZM127 257V256H126ZM154 257V255L152 256L151 254V257L152 258ZM156 257V258H157ZM182 257V256H180ZM78 258V257H77ZM76 258V259H77ZM98 258V257H97ZM101 258V256H100ZM108 258V257H107ZM110 258V257H109ZM143 258V257H142ZM157 259V262L158 260L161 261L162 259ZM165 258H168L167 255ZM164 258V259H165ZM175 258V257H174ZM179 258V257H177ZM183 258V257H182ZM42 262H41V260ZM85 257H84V261H85ZM91 259V258H90ZM112 259V258H111ZM110 259V260H111ZM153 259V258H152ZM151 259V260H152ZM155 259V258H154ZM154 259L152 261H154ZM176 259V258H175ZM174 259V260H175ZM180 259V258H179ZM179 259L177 261H179ZM78 260V259H77ZM105 260V259H104ZM108 260V259H107ZM124 260V259H123ZM131 260V259H129ZM151 260H149V263L148 261H144L146 262L145 264H150V263H153L151 262ZM168 260V259H167ZM175 260V261H176ZM10 263H9V262ZM99 260L97 259V262ZM115 261V260H114ZM122 261V260H121ZM141 261V260H140ZM164 261V260H163ZM171 261L170 264L172 263V260H169ZM176 261V262H177ZM182 261V260H181ZM221 261V260H220ZM77 262V261H76ZM75 262V264H76ZM79 262V261H78ZM77 262V263H78ZM106 262V261H105ZM108 262V261H107ZM111 262V263H110ZM109 263L112 264L113 262L110 261ZM126 262V261H125ZM132 262V261H131ZM137 261H134V263H136ZM168 263V261H166ZM183 262H184V259H183ZM86 263V262H85ZM95 263V262H94ZM101 263V262H100ZM115 263V262H114ZM127 263V262H126ZM139 263V262H138ZM156 263V261H155ZM175 263V262H174ZM23 264V263H22ZM87 264V263H86ZM117 264V263H116ZM142 264V263H141ZM157 264V263H156ZM161 264V263H160ZM163 264V263H162ZM173 264V263H172ZM177 264V263H176ZM179 264V262H178ZM181 264V263H180Z\"/></svg>",
    "mask_w": 264,
    "mask_h": 264
},
{
    "label": "crops",
    "instance_id": "0c3cea01",
    "mask_svg": "<svg viewBox=\"0 0 264 264\" xmlns=\"http://www.w3.org/2000/svg\"><path fill=\"white\" fill-rule=\"evenodd\" d=\"M17 1L0 0V6L10 7ZM63 1L71 17L85 27V33L80 34L76 42L79 51L88 50L103 67L112 68L124 58L126 71H129L161 48L166 47L169 53L175 44L177 50L178 33L186 28V35L198 41L197 48L210 69H196L191 83L193 96L199 100L193 111L200 108L215 118V123L203 135L207 142L223 134L230 116L242 110L243 100L250 91L247 87L234 102L236 91L226 82L228 69L237 66L236 70H243L250 82L261 75L264 81V0ZM226 90L230 91H227L228 96ZM176 128L189 144L199 140L197 130L185 119ZM130 187L138 193L143 191L136 180ZM238 189L239 199L259 205L264 200V177L250 187L239 183ZM87 192L91 198L93 193ZM82 197H85L83 193ZM205 223L203 217L200 224ZM196 242L203 259L214 261L216 249L201 231Z\"/></svg>",
    "mask_w": 264,
    "mask_h": 264
},
{
    "label": "water",
    "instance_id": "95a60500",
    "mask_svg": "<svg viewBox=\"0 0 264 264\" xmlns=\"http://www.w3.org/2000/svg\"><path fill=\"white\" fill-rule=\"evenodd\" d=\"M176 50V47H175V44H173L170 48V51H175ZM169 56H171V53H169ZM262 58H264V55L262 56Z\"/></svg>",
    "mask_w": 264,
    "mask_h": 264
}]
</instances>
